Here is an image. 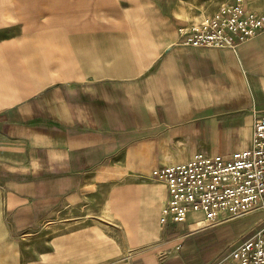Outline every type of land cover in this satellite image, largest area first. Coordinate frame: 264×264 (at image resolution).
I'll use <instances>...</instances> for the list:
<instances>
[{"label":"crops","instance_id":"1","mask_svg":"<svg viewBox=\"0 0 264 264\" xmlns=\"http://www.w3.org/2000/svg\"><path fill=\"white\" fill-rule=\"evenodd\" d=\"M205 1L209 16L226 0ZM245 2L264 17V0ZM172 6L0 0V264H227L218 248L203 252L224 217L203 227L190 213L161 229L164 186L136 173L251 146L264 112V22L234 50L193 47L179 28L194 23ZM143 19L151 28L137 42ZM110 183L122 185L90 207ZM152 184L160 198L143 213ZM119 189L138 205L127 224L111 209ZM74 209L79 219H66Z\"/></svg>","mask_w":264,"mask_h":264},{"label":"built area","instance_id":"2","mask_svg":"<svg viewBox=\"0 0 264 264\" xmlns=\"http://www.w3.org/2000/svg\"><path fill=\"white\" fill-rule=\"evenodd\" d=\"M263 22V15L245 0H226L202 24L180 27L179 41L234 50L254 37ZM151 176L166 193L158 215L161 229L185 221L191 212L201 213L212 225L222 214L237 215L261 206L259 226L230 251L227 264H264V112L254 116L249 148L226 155L195 152L187 161L153 168Z\"/></svg>","mask_w":264,"mask_h":264},{"label":"rangeland","instance_id":"3","mask_svg":"<svg viewBox=\"0 0 264 264\" xmlns=\"http://www.w3.org/2000/svg\"><path fill=\"white\" fill-rule=\"evenodd\" d=\"M174 3H175V6H172L174 13L180 19L189 21L190 23H194V26H198V25L202 24L204 22L205 18L208 17L206 14L208 12H211L215 6V5L211 6L210 3H207V1H205V0H174ZM212 4H214V2ZM137 9L139 12L141 11L140 8H137ZM143 20L144 21L138 22L136 24L137 30L143 32L142 38L139 37L140 34H138V37L136 39L137 42H144L145 40H147L145 38L146 34H144V32L146 30H150V28H151V22L148 23V22H146L145 19H143ZM148 40H150V39H148ZM143 49L145 50V48H142V47L140 49L138 48L136 52L142 54L144 52ZM150 169L151 168H149V171L147 172V174H143L141 172L136 173L138 180H139V178H143L142 175H146L147 177H149L152 180L159 183L160 182L159 180H157L151 176ZM122 173H123L122 176L127 174L126 170H124ZM119 185H122V183L104 184L105 188H102L101 190H99V193L96 194L95 198L93 199V201H95V203L90 204L89 206L90 207L97 206V202H98L99 206L105 205L106 202L104 201L105 199H103V197L108 195V192L110 189H112L115 186H119ZM160 185H161V182H160ZM120 190H122V189L114 190L115 192H113L111 194V209L114 211V213L117 217H119L125 224H127L136 215V212L138 211V209H137L138 205L131 203V202H134L132 198H127V199L121 198L123 196V194H126V193H123V192L119 193ZM121 193H122V195H121ZM148 193H150L152 195V203L151 204L149 203L150 205H152V210L150 211V212H152L155 208V206H154L155 202L160 198V186L158 184L148 185V189H147L146 194H148ZM116 195H118V196H116ZM146 196H145V198H146ZM145 198H144V200H145ZM120 203H122V204H120ZM126 204L127 205L131 204V205L136 207L135 210L132 211V214H126L124 212V208H125V206H127ZM145 204L146 203L144 201L143 206ZM122 205H123V207H122ZM143 206H142V208H143ZM260 207L261 206L253 207L250 210L243 212V213H240V214H237V215H230V214H226V213L222 214V217H224L223 219H225V221L228 223H226V225L224 227H222V232L211 231L208 234H206L207 235L205 237L206 238V245L203 248V250H204L203 252L207 255H210L211 250H215L216 248H218L220 250L218 260H221L222 258L226 260V258L229 255L230 250H232V248L236 247L241 241H243L244 239L249 237L251 234H253L255 229L259 226V224L257 225V223H259V222H256V221H258V219L262 215V210ZM195 213H196V215H195L194 220L197 221L198 224H201V226H203V227L207 226V225L210 226V224L204 223L205 220H204V217L202 214L200 215V213H198V212H195ZM81 214H82V211L74 209V210H71L66 215V219L75 221L77 217H78L77 219H79ZM99 216H100V218L104 219L105 221L106 220L111 221V219H112V216L108 215L106 213L99 215ZM199 216H200V219H199ZM209 244H210V246H209Z\"/></svg>","mask_w":264,"mask_h":264},{"label":"bare ground","instance_id":"4","mask_svg":"<svg viewBox=\"0 0 264 264\" xmlns=\"http://www.w3.org/2000/svg\"><path fill=\"white\" fill-rule=\"evenodd\" d=\"M140 168V167H139ZM143 169H146V168H143ZM157 186V185H156ZM149 194V195H148ZM148 194H145V196H146V198H145V205L143 206V213H150V211L152 210V205H150L151 203H152V195L150 194V193H148ZM120 195V194H119ZM121 195H122V193H121ZM126 195H128V193H126V194H123V196L121 197V198H123V199H127L128 197L126 196ZM116 196H118V195H116ZM120 200V199H119ZM131 200V199H130ZM128 202V201H127ZM131 203H134V202H131ZM150 203V204H149ZM120 204H122V203H120ZM124 204V203H123ZM127 205V204H126ZM122 207H123V205H122ZM121 207V208H122ZM135 206H133V205H127V206H125V208H124V212H126V213H129V212H132L133 210H135ZM191 213H195V212H191Z\"/></svg>","mask_w":264,"mask_h":264}]
</instances>
